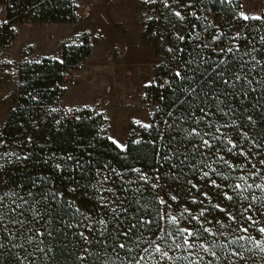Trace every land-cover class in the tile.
<instances>
[{"label": "trees", "instance_id": "16d2710c", "mask_svg": "<svg viewBox=\"0 0 264 264\" xmlns=\"http://www.w3.org/2000/svg\"><path fill=\"white\" fill-rule=\"evenodd\" d=\"M11 1L14 5L17 4V0ZM21 4L20 18L32 14L39 20L51 22H69L73 17L75 5L72 0H25ZM145 6L154 9L152 5ZM157 7L156 4L155 8ZM201 8L204 9L207 18L206 28H213L210 41L213 43L206 45L201 42L206 47H198L192 39L196 14L200 13ZM238 10V4L233 7L223 0H192L188 8L189 22L176 38L173 37L174 28L170 26L174 24L171 13H164L165 11L160 13L158 9L157 16L148 21L146 32L156 34V39L159 34L156 33L155 28L161 27L164 35L161 34V43L167 58L158 65L154 77L155 84L149 85L146 95L143 96L153 108L148 123L152 127L145 128L141 124L132 123L127 138V148L123 151L113 144L107 135L100 132L99 116L89 111L82 113L79 109L77 112L80 114V119L76 120L67 117L66 108L62 109L57 105V111H54L45 105V100L50 97L48 93L58 99L63 95L64 90L59 84L64 82L69 70L76 69L87 57L89 49L80 55L81 47L74 44L65 45L61 59L43 57L40 61L34 60L21 67L19 102L7 116L4 134L9 142L20 137L25 140L26 136H29L35 151L33 152L29 147L27 149L29 154L26 156L32 165L35 164V169H29L25 173L15 172L10 177L14 187L22 186L21 189L28 191L30 189L35 194V200L40 199L44 214L36 222L41 223L37 228H40L41 232H52V236L40 237L35 236V233L32 234L35 236V249L25 253L23 261L18 259L16 250L11 249L8 255L12 259L1 257L0 264H28L30 261H33L31 264H129L130 261L131 264H135V260L141 255H145V260L141 264H157L160 259L159 254L146 255L141 247L143 241L149 237L150 227H154L150 233L155 241L161 235L158 231L161 222L157 212L162 206L157 202L156 194L159 193L167 199L172 204L173 211L177 208L181 210V206L186 205L194 214H198L201 205L185 200V195L191 190L188 181L199 183L200 191H203L202 187L207 188L205 192L209 193L213 203L223 201L222 206L233 212L239 222L228 220L224 213L214 208L209 209L207 216L212 223L205 224L204 227L212 228L213 231H224L228 235L213 237L208 233H202L209 246L211 242L218 245L214 250L219 257V260H216L201 251L200 255L204 257L202 264H207L208 260H212L213 264H264V251L255 243L256 239H264L255 230L259 226H264V223H258L250 229L251 235L254 236L253 240L245 239L231 243L236 236L245 235L237 231L240 224L247 226V221L244 215H241L239 208V195L234 196L232 201L223 200L220 189L208 187L207 178L201 179V152L193 148L194 144H200V138L189 137L185 131L197 127L201 134L212 133L223 123L231 124L232 120H235L236 124L229 127L233 139L246 151L250 150L249 156L259 152L252 163L260 166L259 161L264 160V147L257 149L253 145L255 141L256 144L264 146V19H241ZM17 15L11 13L9 22H13ZM227 17H232L231 25L226 23ZM217 36L219 39H215ZM153 37L155 38V35ZM180 37L184 39L181 40ZM220 40L225 44V51L222 54L215 53L219 49ZM215 46L216 49L212 50ZM229 48L233 51L228 52ZM222 60L224 63L220 64ZM189 61L192 63L189 64ZM184 68L194 70L193 73L186 75L194 74L195 80L180 81L175 77V71L177 69L183 71ZM214 69L223 71L225 79L230 77L233 87H226L220 81L210 87L206 81L215 79ZM237 74L241 76L240 80H236ZM245 74H247L246 79ZM248 81L252 83L249 85ZM186 88L189 90L194 88L195 92L189 95L188 92L183 91ZM213 92L221 93L219 101L222 103H218ZM200 107L215 113L211 116L212 127L208 126V119L197 125L195 117L191 116L193 112L196 116L201 115ZM229 108L232 109L231 112ZM219 109H223V112ZM170 112L171 116H169ZM224 113L229 114L224 115ZM249 116L252 117L251 120L248 119ZM244 132L248 134L247 137L242 136ZM0 138L4 140V143L0 144L3 146L6 140L4 137ZM173 138L179 143L174 144ZM224 140L223 138L213 141L220 149L219 153L215 150L210 151L215 154L213 159L203 158L204 162L217 168L222 173V177L227 178L222 179L213 174L212 178H215L217 183L232 181L237 174L235 171L237 169L229 168L222 161L216 160L217 154H226L233 164L251 166L244 157L235 154L236 150L231 154L226 153L227 143ZM177 152L178 156L175 155ZM54 154L64 156L59 168L56 163L54 164L57 161L56 158L55 161L53 159ZM165 156L172 158L165 160ZM182 160L183 164H181ZM135 169H139L140 172L134 171ZM203 170L209 171L208 168ZM141 174L150 178L147 183L141 179ZM62 176L69 178L74 193L68 199L59 200V197H63L59 190L66 189L67 185L65 180H60ZM157 176L160 177L159 181L156 180ZM98 180H101V183L106 182L109 190L106 204L100 201L101 192L97 190ZM34 183L35 188L32 187ZM152 184H158L159 187L153 189ZM49 191L57 192L59 195L53 198L48 195ZM247 194L248 197L251 195ZM171 195L178 196L179 203L172 202L169 199ZM66 201H71L75 207H70ZM207 203L208 201L205 200V204ZM49 204L52 209L50 213L47 207ZM117 205L128 208V211L121 213L119 218H113L111 209ZM76 207L81 213L89 214L96 221L101 218L107 220V228L99 223L94 224L92 232L79 227L78 223L83 220V216L76 213ZM141 216L145 220L155 222L141 226L139 223ZM216 219L222 220L228 227L222 229L221 225L216 224ZM256 220L264 222V216L258 215ZM121 222L124 230L132 224L137 225L132 229L129 238L118 234ZM84 223L87 224L89 221L84 220ZM192 223L199 227L197 222ZM68 224L73 226L68 227ZM80 231H85L86 235L92 238V244L85 243L79 236ZM125 239H127L126 249L116 247ZM159 243L165 247L166 244L171 245L172 241L160 240ZM19 244L27 247L25 241ZM165 250L173 259L160 261V264H173V262L188 264L187 260L181 259L187 255L182 249L169 250L165 247ZM233 250L241 255L239 257L230 255ZM21 251L26 252L24 249Z\"/></svg>", "mask_w": 264, "mask_h": 264}, {"label": "rangeland", "instance_id": "374dc122", "mask_svg": "<svg viewBox=\"0 0 264 264\" xmlns=\"http://www.w3.org/2000/svg\"><path fill=\"white\" fill-rule=\"evenodd\" d=\"M99 1L101 5H104V7H101L96 12V5L94 1H92L95 5L93 14L95 13L96 15L93 17L92 14V17L86 21L81 20V13H78L79 3H76L74 5L73 17L69 22H56L57 27L55 28L57 31L55 32L71 33L72 31H75L78 33V37L82 34V41L76 44V46L81 47L79 52L80 55L84 54V52H86L88 49L91 50L90 56L80 62V67L82 64L81 70L86 69L84 75L80 78H77L73 74L75 69H71L69 72V78L73 79L75 83L73 85H67L66 80H64L63 83L59 84V87L64 90L63 95L67 93L72 101H79L76 103H83L82 105L76 106L73 109H80L82 113L84 111H89L93 115L100 117L99 129L103 135L110 137L112 133L116 140L126 145L127 139L126 141L119 140L120 127L119 124H117L119 121H116V124H114L107 119V113L113 108L124 107L126 111L127 109L131 110L130 115H128L130 117L139 118L143 117V115H147V113L151 114L153 108L150 107L149 103L144 101L143 96L146 95V91L150 85L149 83L151 79L156 76L155 73L157 67H159L158 65L163 62L162 60L165 61V58H167V55H164L165 49H163V43H161V34L163 35L161 27L158 26L155 28L156 33L159 34L157 35L156 39V34L153 32H146V27L149 24L148 21L152 19V17L157 16L156 12L158 9L160 10V13L161 11H165L164 13H171L174 24L170 26L172 29L174 28L173 37L176 38L183 32V30L186 28V24L189 22L190 11H188V8L190 7L192 0H166V2L165 0H155V2H148V0H113V2H110L111 0ZM223 1L230 3V5L233 7L238 4V15L241 17V19H243L242 17L244 15L249 17L260 16L262 19H264V0ZM81 4L82 2H80V5ZM156 4L158 5L157 9L155 8ZM145 5H152L154 9L152 7L148 9ZM176 12H180L181 16H176ZM206 19L207 18L204 15V9L201 8L200 13L196 14L195 29L192 33V39L198 47H206L205 45H202L201 42L206 45L213 43L210 42L213 28H206ZM50 23H44L42 20H39V22L33 26V29H35V35H31L27 38L31 42H29V45L23 48L22 51L20 50L18 53H16L19 49L9 51L7 47L6 50L0 49V137H4L6 140L5 144L0 146V192L11 191L19 193L29 202L27 205H25V207L28 209L36 207L39 209L41 216L44 213L41 209L42 204L40 199L36 201L35 197L27 196L28 190L23 188L21 189V183L19 184L20 187H14L10 177L15 172L17 174L20 172L25 173L29 171V169H35V164L32 165L26 156L29 154V151H27L29 147L32 148L33 152L35 151V148L33 145L31 146V140L29 136H26L25 140L20 137L19 139L9 142V139H7L4 134V125L8 114L16 107L19 102L21 67L25 63H29L34 60L40 61L43 56L37 55L38 53L48 54V52H52L57 56H62L65 45H72L71 43H64L63 40L62 43L60 42L56 48H54L52 44L48 48V44L53 41V31H49V25H47ZM59 23H67V25H59ZM226 23L231 25L232 17H227ZM208 25H210V22H208ZM154 35L155 38L153 37ZM124 45H127L128 49H123L122 47ZM224 45L225 44H223V40H220L219 49L215 53L222 54L220 50L224 49ZM213 49H216V46L215 48H212V50ZM108 52L115 53L113 60L106 59V54ZM158 53L160 54L158 55ZM50 58L56 59L53 56H50ZM89 62L92 63L88 64ZM107 87H110V104L106 107L94 106L95 98L102 96L106 92ZM129 93H132V99L128 98ZM47 95L50 97L49 99L45 100L46 107L57 111V105L60 103L64 105L63 95L59 99L52 96L50 93ZM221 131L225 133L221 139L224 138V141H227L229 138L233 139L229 128H221ZM217 135H219V133H217ZM204 138L210 139V136H204ZM188 143L190 145L192 144L191 142ZM227 147H229V145H227ZM214 155L215 154L210 153L204 158L213 159ZM218 155L219 154H217V156ZM55 158L57 161L54 162V164L56 163L57 165H61V159H64V156L62 154H54V161ZM249 169H251L252 172L255 171V169L252 168V165L245 166L243 170H235L237 171L235 178L232 181H227V184H233L237 182L243 183V181H240L238 178L240 176L249 175ZM60 180H65L67 185L66 189L59 190L60 195L63 196L61 198L59 197V200L68 199L69 196L73 195L74 193L71 183H69V178L62 176ZM253 182L261 183L262 180L260 177H250L248 179V183ZM195 184L200 186L199 183ZM207 185L209 187V184ZM61 186L59 187L60 189ZM202 188L203 192H205V189H207L205 187ZM97 190L101 192V203H108L107 199L109 190L107 189L106 182L101 183V180H98ZM212 191H214V189ZM246 194L247 193H242L239 195V208L241 209V212H243V209L247 207V204L250 202V196L248 200L243 199L244 196H248V194ZM255 194L258 197H264V193L260 192L258 189L256 190ZM193 196L197 197L198 199H203L200 196L199 191L196 189H191L189 193L185 195V200L191 202V198ZM11 199L12 198H5V204L7 205L10 203ZM17 202L22 203V201ZM252 203H254V205L257 207L264 209V204H261L259 201ZM175 210V213H179L181 211L179 208ZM243 215H253V218L256 219L259 214L254 215L253 213H244ZM13 216L14 214H7L4 218V223L13 234L9 235L7 232H0V244H3V247H0V258L5 257L6 259H12L8 255V252L13 249L16 250L18 259L23 261L25 253L32 252V250L35 249V239H32V237H34L32 234L35 233V228L40 229L37 227L41 226V223H36L39 221V219H34L31 211H27L25 212V216L29 221H32L30 225L32 231H28L25 228V230H21L19 225H12L8 223L9 219H11ZM180 226H185V223L182 221ZM152 230H154V227H150L148 229L149 237L143 241L141 245L142 249L149 248L153 241H155L152 233H150ZM169 230L174 233L175 226H169ZM23 241L26 242L27 247L19 244ZM21 249H24L26 252L21 251ZM32 262L33 261H30L28 264H31Z\"/></svg>", "mask_w": 264, "mask_h": 264}, {"label": "snow or ice", "instance_id": "6c2138e0", "mask_svg": "<svg viewBox=\"0 0 264 264\" xmlns=\"http://www.w3.org/2000/svg\"><path fill=\"white\" fill-rule=\"evenodd\" d=\"M148 2H155V0H148ZM166 2V0H165ZM176 16L180 17L181 13L176 12ZM244 20L248 19H262L260 16H255V17H249L247 15H244L242 17ZM239 35V34H237ZM181 40L184 39V37H180ZM215 39H219V36H217ZM169 51H172V49H169ZM183 51V49H181ZM221 52H224V49L220 50ZM228 52H232L233 49L229 48L227 49ZM189 64L192 63V61L188 62ZM224 61H220V64H223ZM219 68V64L217 65V69ZM193 69L191 68H184V70L177 69L174 73L175 77L180 80H195V75H186V73H193ZM215 73V79L213 80H208L206 83L211 87L214 85L217 81H220L224 86L226 87H233V83L231 81V78L229 77L228 79H225L224 72L223 71H217L216 69L213 70ZM211 75V74H209ZM244 78H247V74H245ZM241 76L239 74L236 75V80H240ZM252 81H248V84L250 85ZM255 89H253L254 91ZM183 91L188 92L189 95H191L193 92H195V89H184ZM221 93L218 92H213V95L216 96L218 103H222V101H219V95ZM247 92L245 91V95ZM230 103V102H229ZM231 108H229V112H231ZM220 112H223V109H219ZM199 112L201 115L196 116L195 113L193 112L191 114L192 117H195L197 125H199L201 122H203L205 119H208V126L212 127V122H211V116L215 115V113H212L211 111H206L205 108L200 107ZM229 113H224V115H228ZM172 113H169V116H171ZM183 118V117H182ZM191 118V117H189ZM249 120L252 119L251 116L248 117ZM137 123H140L137 121ZM167 123V122H165ZM236 124L235 120H232L231 124H223L215 128V132L213 133H208L204 132L201 134V132L198 130L197 127H192L190 130H185L188 134L189 137L191 136H197L200 138V144H194L193 148L200 150L201 152V168L200 171L202 173L201 179L207 178V181L209 182V186L212 188L220 189L221 190V195L223 200H228L232 201L234 199V196L240 195L242 193H250V202L247 204V207L243 209V212L241 215L244 213H253L259 214L260 216H264V209L257 207L254 205L255 201H259L261 204H264V197H258L255 194V191L258 189L260 192L264 193V160L259 161L260 167H257L256 164L252 163V160L255 158L256 155L259 154L253 153L251 156H249V151H246L243 146L239 143H237L235 140L229 138L227 139L226 143L229 145L226 149V153L231 154L233 153L234 150H236V155L237 156H242L244 157L249 164L252 165V168L255 169L254 172L249 169V175H244L240 176L238 179L240 181H243V183L237 182L233 184H227V183H217L216 179H213L212 176L215 174L218 177H222V173L217 170V168L212 167V164L206 163L203 161L204 156L210 154L211 150H215L216 153L220 152V149L216 147V145L213 143V141H219L222 136L225 135L224 132L221 131V128H229L233 125ZM171 127V125H169ZM143 127L145 128H150L152 125L149 124H144ZM219 133V135H217ZM247 133L244 132L242 133L243 137H247ZM204 136H210V139H205ZM109 139L112 141L113 144H115L118 148H120L122 151L127 148V145L121 143L120 141L109 137ZM139 141H137L138 143ZM174 144H178L179 142L173 138ZM253 145L257 148L260 149L261 146L259 144H256L255 141H253ZM175 155H179V153H175ZM172 157L171 156H165V160H170ZM68 159H72V157H68ZM187 159V157H185ZM216 160L222 161L224 165L228 166L229 168L233 169H241L243 170L245 165L242 164H233L228 158L226 154H220L216 157ZM216 161H213L215 163ZM184 161H181V164H183ZM175 167V165H173ZM60 165H57V168H59ZM192 167H195V165H192ZM204 168H208L209 171H204ZM134 171L140 172L139 169H135ZM158 171V169H157ZM250 177H260L262 182L261 183H248V179ZM107 179V177H106ZM141 179L144 180L145 183L148 182L150 178H147L146 175L141 174ZM160 177L157 176L156 180L159 181ZM222 179H227L226 177H222ZM131 183V181H129ZM188 183L191 185V189H196L197 191L200 192V195L203 197V199H198L197 197L193 196L191 198V202L194 204H200L201 208L199 210L198 214H194L190 208H188L186 205L181 206V211L179 213H175L172 210V204L169 203L167 199H165L163 196H161L159 193L156 194V200L157 202L162 206L158 212H157V217L160 220V225L158 226V231L161 233L159 237H157L156 241H153L152 245L149 248L143 249V253L146 255H154V254H159V260L157 261V264H160V261L164 260H172V257L169 256V252L165 250V247L169 248V250H183L187 255L182 257L181 259L187 260L188 264H202L204 257L200 255V252H204L205 254L215 258L216 260H219V257H217V253L214 250L218 245H216L214 242H211V246H209V242L204 240V237L202 233H208L209 235L213 237H218L221 235L227 236L228 233H225L224 231H213L212 228L209 227H204L205 224H211L212 220L208 219L207 213L209 212L210 208H214L216 211L220 213H224L227 217L228 220H231L235 223H239L237 221L236 215L233 214L227 207L222 206L221 203H213L212 198L210 197L208 192H203L200 191V186L198 184L193 183L192 181H188ZM33 188L36 187L35 183L32 186ZM151 187L153 189L159 187L158 184H152ZM136 191H141V189H136ZM33 191L29 190L27 192V196L29 197H34ZM48 195L55 198L59 193L57 192H48ZM5 198H12L10 200V203L7 205L5 204ZM169 199L172 202L179 203L178 196L176 195H171ZM243 199L248 200V196H244ZM205 200L208 201L207 204H205ZM17 201H22V203H18ZM29 202L28 200L24 199L23 196H21L17 192H11V191H6V192H0V232H7L9 235H12L13 233L11 230L8 229L7 225L4 223V218L5 215L7 214H14V216L9 219L8 223L12 225H19L21 229H24L26 226L28 231H32V228L30 227L32 221H29L27 217L25 216V212L31 211L33 218L34 219H40L41 214L39 209L36 207H32L31 209H28L25 207ZM66 203L69 204L70 207H75V205L71 201H66ZM123 201H121V204ZM139 203V201H137ZM49 213L52 211L51 205H47ZM76 213H79L80 215L83 216V220H80L78 223V226L86 229L88 232L93 231V226L95 223H99L100 225H103L104 228H107L108 221L101 218L99 221L94 220L93 217H91L89 214L86 213H81L80 209L76 207ZM113 213V218H119L121 216V213L127 212L128 208L126 207H120L117 205L116 207H113L111 209ZM244 219L247 221V226H244L243 224H240V227L237 229L239 232H243L245 235L244 236H236L231 243H236L240 240H253V237L251 235L250 229L253 228V226L257 225L258 223H264L261 221H258L253 218V215H246L244 216ZM84 220L89 221V223L85 224ZM185 223V226H180L181 222ZM195 221L199 224V227H197L195 224L192 222ZM154 220H145L143 216L140 217L139 223L141 226L145 224H152L154 223ZM216 224L221 225V228H227L228 226L223 223L222 220L216 219ZM72 224H68V227H72ZM136 224H132L127 230H124L122 227V222L120 225V231L119 235L129 238L130 233L132 232V229L136 228ZM168 226H175V232L173 233L172 231L169 230ZM19 230V229H18ZM262 237H264V226H259L255 229ZM52 236V232H41L39 229H35V236ZM35 236L32 237V239H35ZM79 236L85 241L86 244H92L93 240L89 235H86L85 231H80ZM171 239L172 244L171 245H165V247L161 246V243H159L160 240H167ZM255 243L257 247L261 248L262 251H264V239H258L255 240ZM0 247H3V244H0ZM116 247L120 249H126L127 248V239H125L124 242H120L116 245ZM115 250V249H113ZM40 251H44L43 249H40ZM48 251H51V249H48ZM230 255H235V256H240L241 254L239 252H236L233 250ZM195 257V259H193ZM145 260V255H141L138 260H135V264H141L142 261ZM131 264V261L129 262ZM174 264V262H173ZM207 264H213L212 260H208Z\"/></svg>", "mask_w": 264, "mask_h": 264}, {"label": "crops", "instance_id": "0c3cea01", "mask_svg": "<svg viewBox=\"0 0 264 264\" xmlns=\"http://www.w3.org/2000/svg\"><path fill=\"white\" fill-rule=\"evenodd\" d=\"M85 0H79V8H78V13H82V7L80 5V2H83ZM91 1H94L95 5H96V12L101 8V7H104V5L102 6L100 4V1L99 0H91ZM110 2H113V0H111ZM110 5V4H109ZM113 5V4H112ZM96 14L94 13L93 14V17L95 16ZM61 24H64V25H67V23H59V25ZM49 25L48 26V30L49 31H53L52 32V35H53V41L51 43L48 44V48L51 46L56 48L57 45L62 41L64 40V43L67 42V44L71 43L72 45H76L77 43L81 42L82 41V34L78 37V33L75 32V31H72L71 33H68V32H64V33H59V32H55L57 31L55 27H57V23L56 22H52L50 24H47ZM58 25V27H59ZM69 25V24H68ZM72 26V25H71ZM72 28V27H71ZM42 30V29H40ZM31 35H35V29L32 28H25V27H20L19 28V37L14 40L8 47L7 49L9 51L11 50H18L16 53H18L20 50L22 51L23 48L27 47V45H29V41L27 38L30 37ZM0 49H5L6 50V47L5 48H0ZM35 53V52H34ZM36 55V54H35ZM37 55H41L43 57L45 56H53L57 59H61V56H57L56 54H53L52 52H48V54H44V53H38ZM94 62V61H93ZM92 62H89L88 64H90ZM85 65V63H84ZM82 69V64H81V67L76 69L73 74L74 76H76L77 78H80L84 75V72H86V69L84 70H81ZM118 77V76H117ZM76 102H79V101H72L69 96L67 95V93H65L63 95V104L65 105V107L67 108H75L76 106H79V105H82L83 103H76ZM117 110V111H116ZM130 112L131 110L130 109H127V111L125 110L124 107L122 108H113L111 111H109L107 114V119L110 120L111 122H113L114 124H116V121L119 123V127H120V139L121 141H126L127 137H128V134H129V130H130V125L132 123H136V124H141V125H144V124H148L149 123V118H150V113H147V115H143V117H130L128 115H130ZM128 116V118H127ZM137 121H139L140 123H137ZM111 133V132H110ZM110 137H113L114 136L112 135L111 133V136ZM115 139V138H114Z\"/></svg>", "mask_w": 264, "mask_h": 264}, {"label": "built area", "instance_id": "2783aa9c", "mask_svg": "<svg viewBox=\"0 0 264 264\" xmlns=\"http://www.w3.org/2000/svg\"><path fill=\"white\" fill-rule=\"evenodd\" d=\"M22 1H25V0H17V4L14 5L11 0H0V48L8 47L14 40H16L19 37L20 27L31 28L39 22V18L33 17L32 14L26 15L24 18H20ZM72 1L74 4L78 2V0H72ZM81 5H82L81 20L86 21L92 17L95 5L92 1H89V0L83 1ZM11 13H16V15L18 14L16 16L17 18L13 22H9V15ZM43 22L50 23L51 21H43ZM122 48L128 49L127 45H124ZM90 53H91V50L89 51L87 57L90 56ZM114 56H115V53L108 52L106 54V59L113 60ZM77 68H80V64L78 65ZM64 80H66L67 85H73L75 83L73 79L69 78V73L66 74ZM149 84L154 85L155 79L152 78ZM109 94H110V87H107L106 92L102 96L95 98L94 106H97V107L108 106L110 104ZM128 98H131V99L133 98L132 93L128 94ZM59 106L62 107V109L64 108L67 109V112H66L67 117H73L76 120L80 119V114L77 112V110L73 108H67L61 103L59 104ZM3 143H4V140L0 138V144H3Z\"/></svg>", "mask_w": 264, "mask_h": 264}]
</instances>
